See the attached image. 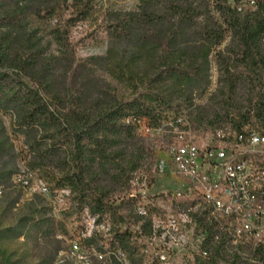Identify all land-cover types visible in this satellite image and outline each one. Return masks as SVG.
<instances>
[{"label": "trees", "instance_id": "trees-1", "mask_svg": "<svg viewBox=\"0 0 264 264\" xmlns=\"http://www.w3.org/2000/svg\"><path fill=\"white\" fill-rule=\"evenodd\" d=\"M98 1L0 0V191L13 185L17 174H26L23 182L36 175L52 198L35 192L23 204L18 229L0 230V243L5 234L28 240L68 232L52 204L66 189L70 210L63 216L88 209L107 218L115 234L112 244L131 254L133 231L124 227L138 220L130 214L132 202H154L151 195L126 197L133 173H151L157 160L144 129L172 122L183 127L178 120L190 119L199 131L205 118L211 126L219 117L263 108L264 0H139L134 8L106 9L104 52L73 58L65 77L55 79L48 45L31 25L32 17H57L66 9L64 22L51 32L67 46L71 28L91 19L100 10ZM216 56L223 72L221 106L209 114L195 99L209 88ZM155 182L150 179L149 186ZM90 238L98 242L100 234L90 231ZM78 241L88 242L85 228ZM92 246L100 251L99 244ZM250 252L229 255L225 264H253L256 258L264 264V241ZM16 255L0 246V264H18ZM114 259L123 263L122 255ZM197 259L196 264L222 261L215 255L208 262L205 251H198Z\"/></svg>", "mask_w": 264, "mask_h": 264}, {"label": "built area", "instance_id": "built-area-1", "mask_svg": "<svg viewBox=\"0 0 264 264\" xmlns=\"http://www.w3.org/2000/svg\"><path fill=\"white\" fill-rule=\"evenodd\" d=\"M262 101L259 113L244 109L211 126L205 118L198 132L190 119L178 120L183 127L169 123V157L157 156L151 173L137 170L130 178L126 197L154 198L153 204L132 202L129 209L138 219L124 227L133 231V252L112 244L115 234L107 218L84 209L80 227L88 242L71 238L69 252L78 254V262L72 263L196 264L197 252L205 251L208 262L218 255L225 264L229 255L252 253L264 241V87ZM150 179H157V189H149ZM175 228L178 237H169V229ZM90 231H98L100 241L93 242ZM98 244L100 251L93 252L92 245ZM114 255H122L123 263H116ZM258 263L256 258L253 264Z\"/></svg>", "mask_w": 264, "mask_h": 264}, {"label": "rangeland", "instance_id": "rangeland-1", "mask_svg": "<svg viewBox=\"0 0 264 264\" xmlns=\"http://www.w3.org/2000/svg\"><path fill=\"white\" fill-rule=\"evenodd\" d=\"M25 0H21V2ZM139 0H99L98 6L100 10L96 12L91 19L85 21H78L71 29L69 37V45L63 46L53 38L52 28L64 22L67 16L66 9H60L59 16L55 17H32L31 25L40 30L43 37V42L48 45L47 53L49 62V73L55 79L64 78V73L69 69L70 63L74 58L76 61L84 60L93 54L103 53L106 48V31L103 26L104 11L106 9H130L134 8ZM224 46V44H223ZM67 47V55L64 53ZM211 83L209 88L202 93L201 96L195 99V103L201 106L209 114H214L220 109V85L221 75L223 72L219 69L218 57L216 56L212 62L211 68ZM105 81H109L117 90L122 93L127 92L125 87L118 84L109 75L102 74ZM198 109V108H197ZM6 124L9 125L10 117L4 116ZM169 123L156 130L144 129V135L154 143V148L157 156L169 157L167 150V138L170 136ZM198 132V131H197ZM157 138V139H156ZM26 174H17L14 177L13 185L10 187H2L0 191V230L4 231L11 227L18 229L19 216L26 212L23 207L26 200H30L35 192H41V180L38 176L33 175L28 183L23 182ZM149 189H157L158 182ZM162 182V181H161ZM45 197L51 200L50 194H45ZM147 196L151 194H145ZM152 196V195H151ZM52 202L53 212L57 218L65 219L66 229L68 232H57L55 235L43 236L38 235L25 240L24 235L17 238L10 237L5 234L0 246H6L12 251H16L18 264H74L78 262V254L69 252V244L72 237L77 235L79 237L82 232L80 223L82 215L72 214L63 216V213L70 208V200L67 192H60ZM50 261V263H48Z\"/></svg>", "mask_w": 264, "mask_h": 264}, {"label": "bare ground", "instance_id": "bare-ground-1", "mask_svg": "<svg viewBox=\"0 0 264 264\" xmlns=\"http://www.w3.org/2000/svg\"><path fill=\"white\" fill-rule=\"evenodd\" d=\"M154 203V202H153ZM153 203H150V204H153ZM143 205V204H142ZM83 227V226H81ZM84 228V227H83ZM169 237L171 238H175V237H178V229L175 228V229H169ZM72 253V252H71ZM115 256V255H114ZM115 261V259H114Z\"/></svg>", "mask_w": 264, "mask_h": 264}]
</instances>
